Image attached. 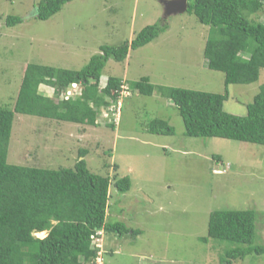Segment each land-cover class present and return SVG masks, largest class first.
<instances>
[{"label": "rangeland", "instance_id": "rangeland-1", "mask_svg": "<svg viewBox=\"0 0 264 264\" xmlns=\"http://www.w3.org/2000/svg\"><path fill=\"white\" fill-rule=\"evenodd\" d=\"M39 1L0 0V106H14L29 63L80 70L102 46L131 41L148 25H167L148 44L130 49L124 61L108 60L100 86L110 76L124 85L120 106L111 100L98 125L15 114L9 163L70 168L86 150L90 170L111 177L107 220L132 230L123 236L105 231L96 239L102 244L96 264H227L226 252L237 244L203 240L216 210H254L255 243L264 245V146L188 136L172 99L133 86L149 77L156 85L228 89L224 109L245 115L264 83V68L254 83L226 86L225 74L210 69L204 54L210 26L189 11L165 16L161 0H73L48 20L35 16ZM8 16L23 21L8 25ZM251 17L264 21L263 12ZM69 89L76 94L75 85ZM40 92L54 95L45 84ZM154 119L168 121L175 133H151ZM127 175L132 187L119 192L115 179ZM231 264H264V255L251 253Z\"/></svg>", "mask_w": 264, "mask_h": 264}, {"label": "trees", "instance_id": "trees-1", "mask_svg": "<svg viewBox=\"0 0 264 264\" xmlns=\"http://www.w3.org/2000/svg\"><path fill=\"white\" fill-rule=\"evenodd\" d=\"M73 0H40L36 17L48 20ZM189 12L210 26L205 46L208 67L225 74V84L256 82L264 68V21L251 15L264 13V0H188ZM23 21L8 16V25ZM167 25H148L131 41L104 45L80 70L29 63L15 104L0 106V264H96L100 248L94 237L98 231L121 236L131 232L123 222L107 220L111 177L94 173L84 158L74 167L48 169L11 164L7 161L16 113L36 115L78 124L98 125L99 115L110 101L120 102L124 80L110 76L101 87L103 70L110 58L124 61L130 49L157 38ZM51 86L54 95L40 92ZM77 84L74 95L61 97ZM133 86L144 95L155 90L173 100L191 137H221L264 146V83L245 115L224 109L225 93L156 85L142 77ZM154 134L172 135L174 128L164 119L148 125ZM116 177V176H115ZM119 192L132 187L129 175L115 179ZM47 232L38 237L39 232ZM140 231H133L138 234ZM256 212L251 209L216 210L209 220V237L237 244L226 252L227 264L251 253L264 255V245L256 244Z\"/></svg>", "mask_w": 264, "mask_h": 264}, {"label": "water", "instance_id": "water-1", "mask_svg": "<svg viewBox=\"0 0 264 264\" xmlns=\"http://www.w3.org/2000/svg\"><path fill=\"white\" fill-rule=\"evenodd\" d=\"M165 7V16L184 13L188 10V0H161Z\"/></svg>", "mask_w": 264, "mask_h": 264}, {"label": "built area", "instance_id": "built-area-1", "mask_svg": "<svg viewBox=\"0 0 264 264\" xmlns=\"http://www.w3.org/2000/svg\"><path fill=\"white\" fill-rule=\"evenodd\" d=\"M70 94H71V92L68 91V94L66 95V97H68ZM101 233H102V231H98L97 235L94 237L95 243H96V245L99 246V247H101L102 245H101L100 243H97L96 239H97V240H101V238L98 237V235L101 234ZM100 253H101V252H100Z\"/></svg>", "mask_w": 264, "mask_h": 264}, {"label": "clouds", "instance_id": "clouds-1", "mask_svg": "<svg viewBox=\"0 0 264 264\" xmlns=\"http://www.w3.org/2000/svg\"><path fill=\"white\" fill-rule=\"evenodd\" d=\"M74 85H75V87H78L77 84H73V86H74ZM68 91L71 92V89H69ZM68 91H67L66 93H68ZM76 91H77V90H76ZM66 93H64V94H66ZM70 95H71V94H70ZM119 106H120V102H119ZM118 108H119V107H118ZM100 231H102V233L99 234L98 237L101 238V240H102V235L104 234L105 231H103V230H100ZM101 245H102V244H101ZM98 247H99V246H98ZM101 247H102V246H101ZM101 247H99V248L101 249ZM99 254H100V251H99ZM98 258H100V257L98 256ZM98 258H97V260H98Z\"/></svg>", "mask_w": 264, "mask_h": 264}, {"label": "bare ground", "instance_id": "bare-ground-1", "mask_svg": "<svg viewBox=\"0 0 264 264\" xmlns=\"http://www.w3.org/2000/svg\"><path fill=\"white\" fill-rule=\"evenodd\" d=\"M42 233H45V232H39V234H42Z\"/></svg>", "mask_w": 264, "mask_h": 264}]
</instances>
